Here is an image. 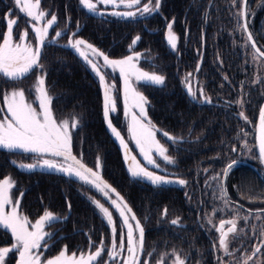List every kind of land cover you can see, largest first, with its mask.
Segmentation results:
<instances>
[{
    "label": "trees",
    "instance_id": "trees-1",
    "mask_svg": "<svg viewBox=\"0 0 264 264\" xmlns=\"http://www.w3.org/2000/svg\"><path fill=\"white\" fill-rule=\"evenodd\" d=\"M92 2L96 3V0ZM127 2L129 0L98 4L99 11L103 13L100 15L88 12L79 0H41L40 9L46 12V19H51L53 14L57 17V23L49 30L42 47L40 64L43 69H34L17 82L6 81L0 76V108L4 109L0 118L7 114L3 103L5 92L10 88L23 89L28 101L35 100L34 85L37 78L44 75L46 90L53 98L51 108L54 117L62 120L75 117L79 121L78 127L71 131L73 154L78 158L82 156L83 163L92 168L99 156L102 178L124 198L144 227L143 251L138 249L139 264H144V261L175 264L176 255L185 264H243L256 245L264 240L259 234L264 226V212L249 211L251 215L247 225L243 219H237V234L230 233L227 237L228 249L233 255H226L217 241L220 234L214 228L210 232L200 230L196 215L187 214L184 206L189 205L190 199L189 193L184 197L186 189V192H177L174 182L155 186L147 180L131 177L124 160V149L111 134L103 116L104 90L99 78L67 46L70 37H78L110 59L138 52L141 53L138 61L141 68L165 76L162 86L138 84L139 92L149 102L147 118L160 130L157 139L175 161L174 164H164L157 158L161 167H152V171L173 181L184 179L188 188L200 187L201 191L204 184L212 179L220 192L218 181L213 177L219 173L222 179L223 170L229 164L240 162L230 169L225 182L228 196L236 198L235 208L227 207L225 212L216 207L214 211L218 218L229 216L236 219L237 213L264 209V167L260 172L256 165L261 163L256 128L264 100V59L247 41V33L237 26L238 20L243 24L242 17L237 15L241 12L242 0L235 4L234 0H161L159 10L145 16L139 15L138 8L148 0H141L140 5H133L131 9L124 6ZM152 3L154 6L155 0ZM261 4L262 0H249L246 11L250 33L264 52V6ZM125 9L137 12V15L127 18L112 14ZM7 19L17 20L13 26L15 42H19L20 35L27 30L29 40L37 45L32 30L34 22L19 10L15 0H0V43L7 32ZM169 23H172V31L177 36L175 50L167 44ZM61 30L64 34L55 37V32ZM137 36L140 40L133 45ZM100 65L106 82L115 85L113 96L117 111L110 113L112 123L128 148L137 153L127 131L122 79L110 68ZM189 73H192L189 82L197 91L198 99L202 88L204 95L211 98V103H199L188 95L185 78ZM238 100L242 103H237ZM240 112L244 113L247 121L239 115ZM161 132H168L176 142L167 141ZM245 140L247 148L244 147ZM233 145L237 147L236 152L230 150ZM31 157V153L0 149V180L10 176L15 181V192L19 196L23 193L20 209L25 216L36 217L48 210L58 217H67L62 223L47 228L56 236L48 241L49 247L43 257L58 255L65 246L69 254L92 253L101 247L102 239L104 248H111L112 226L107 224L88 197L110 207L107 199L75 177L47 169L28 171L17 166L31 163ZM249 157H254L256 163ZM69 203L71 211L68 210ZM211 208L213 210V205ZM112 213L117 246L121 231L125 234L126 246V228L119 215L115 211ZM257 214L260 219H256ZM177 218L179 223L172 225L171 221ZM216 222L213 221V227ZM241 228L245 232H241ZM234 235L240 238L234 240ZM89 237L92 247L89 246ZM14 243L10 231L0 229V248L11 247ZM121 256L125 257L124 254ZM104 257L105 263L110 264L109 257ZM15 259L16 253L12 252L6 261L13 264ZM115 259L116 264H121L118 256ZM257 259L260 261L258 264H264V245L248 264H254Z\"/></svg>",
    "mask_w": 264,
    "mask_h": 264
},
{
    "label": "snow or ice",
    "instance_id": "snow-or-ice-1",
    "mask_svg": "<svg viewBox=\"0 0 264 264\" xmlns=\"http://www.w3.org/2000/svg\"><path fill=\"white\" fill-rule=\"evenodd\" d=\"M236 2H239V0H234V4ZM242 2L245 6L248 5V0H242ZM79 3L88 12L103 15L97 5L115 4V0H96V3H93L92 0H79ZM121 3H124V0H121ZM140 3L141 0H129L124 6L131 9L133 5H140ZM160 3L161 0H155L153 6L152 0H148V3L138 8L139 15L145 16L153 14L159 10ZM40 4L41 0H34V2L32 0H15V5L19 6V10L34 22L32 30L35 33V38L38 43L34 48L31 43L25 42L28 36L27 30L20 35L19 42L14 43L13 26L17 24V20L7 19V32L3 34L2 43H0V76L5 78L6 81H21L34 69H43V66L40 64L42 47L45 45L49 30L57 23V17L53 14L51 19H48L43 26H36V24H39L46 17V12L40 9ZM261 6H264V0H262ZM112 14L132 18L137 15V12L124 11L113 12ZM237 15L246 17L244 11L237 13ZM237 26L247 31L246 22L241 24L238 20ZM167 28V44L171 49L175 50L177 49V36L172 31V23H169ZM63 34V30L56 31L55 37H61ZM75 35L76 33H73V36ZM138 40H140V37H135L132 44L135 45ZM247 41L251 42V47L255 49V52H260V49L256 48L251 33L248 34ZM67 46L73 49L78 54V57L82 58L83 62L90 66L92 72L99 78V83L104 90L103 116L111 134L119 141L121 147L124 149V160L128 164L127 170L131 177L147 180L155 186H162L173 182L185 185L187 182L184 179L173 181L165 175L156 174V172L149 170L147 167L160 168L161 164L157 162V158L164 164H174L175 161L167 155V149L157 139V133L160 130L147 118L146 106L149 102L142 93L137 91L136 87H134V82L143 83L144 86H162L165 83V76L156 74L155 72L150 73L138 67L137 62L141 57V53L138 52H133V54L121 59H110L104 52L83 39H72L70 37ZM255 52L253 53L254 58ZM260 54L264 55V52H260ZM100 58L103 60L104 67H108L112 71H119V75L123 81L124 116L128 119L127 131L131 140L135 142L136 148L139 149L140 155L146 162L145 165H142L136 156L130 154L128 144L125 142L120 131L112 123L110 113L117 111L116 99L113 96L115 85H110L106 82L105 74H102L101 71ZM197 71H199V65H197ZM191 76L192 73H189L185 78L188 95L199 103H211V98L204 95L202 88L199 90L200 98L198 99L197 91L192 89L188 79ZM34 91L36 93V102L38 103L39 111L33 106V103L27 101L25 90L13 88L11 91L4 93L3 103L6 106L7 114L0 118V149H5L9 152L19 150L22 153H31L33 154L31 157L33 160L32 163H21L17 166L28 171L41 168L62 173L70 178L75 177L82 184L90 185L110 200L111 206L115 208L119 217L122 218V223L127 227L126 240L128 256L124 259L123 264H139L138 249L140 252L143 251L144 227L136 218L127 202L124 201V198L102 178V165L99 156L97 157L94 168H92L87 167L83 163L82 156L78 158L73 154L70 129H76L79 121L73 117L71 121L64 119L57 122L51 108L53 98L49 96L46 90L44 75L37 78ZM237 103H242V101L238 100ZM3 112L4 109L0 108V113ZM239 115L247 121V117L244 116L243 112H240ZM160 134L167 141L172 143L176 142V138L172 137L168 132H161ZM258 139L259 156L264 160V106L259 109ZM244 147L247 148L246 140L244 141ZM230 150L236 152V145H233ZM236 163L237 161H233L223 170V177L229 175L230 169ZM213 179L218 181L220 198L224 201L225 205H228L230 201L223 180L221 179V174H216ZM14 186L15 182L11 178L0 180V229L10 231L15 241L10 248H0V264H5V257L12 252H16L19 255L17 264H91V262L97 261L98 258L99 264H105L102 257V249L104 248L103 239L100 242L101 247H98L95 253L89 254L86 257L83 253L79 257H77L76 253L68 255L67 246H65L55 257L42 260L41 249H47L49 247L48 241L56 236V233L46 231V227L51 228L57 223H62L67 217L61 218L54 215L51 211L45 210L35 223H31L28 217L21 214L19 210L23 193L15 201L13 200L11 190ZM110 194H114L115 198H112ZM88 198L106 219L107 224L112 226L111 233L113 239L111 249L107 251V256L109 257V261H115V258L121 254L117 251V247L119 249L125 248V234L121 231L119 236L120 243L117 246L113 213L110 212L109 207H106L99 200L93 197ZM68 210L71 211L70 203L68 204ZM164 214H167V209L164 210ZM250 215L251 213L240 217L237 213L236 219L220 221V225L216 231L220 233L219 247L224 249L226 255H233L228 249V234H237V219H243L245 225H247ZM130 219L135 221V229L139 233L138 239L134 238V229L129 222ZM256 219H260L259 214H257ZM209 222L211 223V220ZM178 223L179 218L171 221L172 225H177ZM225 223L231 225L226 231L224 230ZM253 228L255 229V226ZM240 231L243 232V228ZM259 234L264 236V226L260 229ZM238 238H240L239 235L233 236L234 240ZM262 245H264V240H262ZM89 246H93L90 237ZM260 252L261 248L256 247L253 251V256ZM148 255H151V253ZM249 260H252V256L246 257L243 264H248ZM144 264H148V262L144 261ZM175 264H185V262L180 259L179 255H176Z\"/></svg>",
    "mask_w": 264,
    "mask_h": 264
},
{
    "label": "flooded vegetation",
    "instance_id": "flooded-vegetation-1",
    "mask_svg": "<svg viewBox=\"0 0 264 264\" xmlns=\"http://www.w3.org/2000/svg\"><path fill=\"white\" fill-rule=\"evenodd\" d=\"M245 156H247V154H245ZM253 158L254 157H249V160L251 162L255 161V163H256V160ZM242 162H245V161H242ZM260 162H261V160H260ZM236 164H240V162L236 163ZM256 165H258L260 172H261L263 170L264 164L261 165V163L260 164L256 163ZM177 180H178V178H177ZM185 186L187 188L184 186L182 187V185H180L179 183L174 182V188L177 192L178 191H185V189H186L187 192L185 191L186 194H184V197H186V195L189 193L188 196H189L190 202H189L188 206H184V209L187 210L186 211L187 214L192 213L193 215H196V217L200 223V226H198V228H200V230L202 229V230H207L208 232H210V231H212L213 228L216 230L219 227L221 220L228 221V220L235 219V218H232L229 216L222 217L219 220H217L215 226L213 227L212 226V223H213L212 219H209L206 217L212 211L211 205H214L218 199H221L219 197L220 192L218 190H216V187H214V181L212 179H210V181H207L204 184L205 188L203 189V191H201L200 187L196 188V189L188 188V183H186ZM213 199L215 200L214 202L212 201ZM230 199H232L231 200L232 203L230 202V205H225L223 202V206L220 207L221 209L225 210V212H227V209H228L227 207L233 209V208H235V207H233V205H235L237 203V201L235 200L236 199L235 197L232 196ZM254 210L249 209L248 211L254 212ZM240 214L242 215V212H240ZM204 217H206V218H204ZM209 220H211V223L209 222ZM230 226L231 225L225 223L224 230L226 231L227 228ZM218 234H220V233L218 232ZM229 234H228V236H229ZM211 241H213V244L216 243L213 239ZM217 241H219V238ZM258 246H260V248H262L263 247L262 242L260 244L256 245V247H258ZM251 256H253V253L251 254ZM148 264H151V263L149 262Z\"/></svg>",
    "mask_w": 264,
    "mask_h": 264
},
{
    "label": "rangeland",
    "instance_id": "rangeland-1",
    "mask_svg": "<svg viewBox=\"0 0 264 264\" xmlns=\"http://www.w3.org/2000/svg\"><path fill=\"white\" fill-rule=\"evenodd\" d=\"M242 3L243 2H241V7H242ZM247 10V9H246ZM124 11H129V9H125ZM131 11V10H130ZM46 21H47V19H46V17H45V19L43 20V21H41L39 24H36V26H38V27H40V26H43L45 23H46ZM73 39H80V38H78V37H75V38H73ZM32 39H30L29 40V38L28 37H26V39H25V42L26 43H31L32 45H33V47L35 48V42H33V41H31ZM14 41V40H13ZM36 42H37V40H36ZM87 42V41H86ZM14 43H15V41H14ZM131 55V54H130ZM122 58H124V57H122ZM254 58V57H253ZM117 59H121V58H117ZM257 59V58H256ZM138 63V62H137ZM100 64H103V60H102V58H100ZM264 65V64H263ZM138 67H140L139 65H138ZM141 68V67H140ZM142 70H144L143 68H141ZM144 71H147V70H144ZM112 72H114V73H116V74H119V71L117 70V71H112ZM148 72H150V71H148ZM152 72V71H151ZM150 72V73H151ZM157 74V73H156ZM123 82V81H122ZM138 84H140V83H136V82H134V87H136V89H137V91H139L138 90ZM13 88H10V90L9 91H11ZM18 89V88H17ZM122 93H123V87H122ZM140 93H142V92H140ZM27 99V98H26ZM28 101V100H27ZM28 102H30V103H33V106L34 107H36L37 108V111H39V107H38V105H36L35 103H37L36 102V99L35 100H32V101H28ZM5 109H6V107H5ZM5 115H6V113H5ZM4 116V115H3ZM56 120H57V122H59V121H62V119H57L56 117H54ZM66 119H68L69 121H71V119H69V118H66ZM64 120V119H63ZM70 131H72V129H70ZM134 142V141H133ZM134 146L136 147V145H135V142H134ZM130 150V154L131 155H134V156H136V158H137V160L138 161H140L141 162V164L142 165H145L146 164V162L144 161V159H143V157L140 155V153H139V149L138 148H136V151H137V153H135L134 152V150H131V149H129ZM244 153L245 154H247V156H249L248 155V153L246 152V151H244ZM33 155V154H32ZM33 162V160L31 161V163ZM148 168H149V170H151L152 171V166H147ZM38 169H41V168H38ZM43 170H46V169H43ZM48 170V169H47ZM5 178H11L10 176H6V177H4L3 179H5ZM11 180L12 181H14L12 178H11ZM222 180H223V183H224V186H225V182H226V177H223L222 178ZM15 182V181H14ZM16 187H17V184H15V186H14V188L11 190V195H12V197H13V200L15 201V199L16 198H18V197H20L16 192H15V189H16ZM225 188H226V186H225ZM111 195V197L112 198H115V195L114 194H110ZM220 197V196H219ZM228 198H229V200H230V202H231V200L232 199H230V197L228 196ZM107 199V198H106ZM107 202H109V205H111L110 204V200H108L107 199ZM223 200L222 199H218L217 201H216V203L213 205V210L211 211V213L210 214H208L206 217L207 218H209V219H212L213 221L214 220H219L220 218H218V215L217 214H214V211L216 210V207H222L223 206ZM232 203V202H231ZM104 204V203H103ZM105 205V204H104ZM228 205H230V203L228 204ZM106 207H109V206H107V205H105ZM19 210H20V212H21V209H20V206H19ZM109 210H110V212H113V211H115L117 214H118V212L115 210V208L113 207V206H110L109 207ZM240 211V210H239ZM255 211H262V212H264V209H259V210H254V212ZM250 212L249 211H247V213H245V212H242V215L240 214L239 216L240 217H243L244 215L246 216L247 214H249ZM21 214H23L22 212H21ZM24 215V214H23ZM42 214H40V215H37L36 217H34V216H28L27 215V217H28V219H29V221L31 222V223H35V221L41 216ZM114 215V214H113ZM119 215V214H118ZM219 216L220 217H222V215L221 214H219ZM206 217H204V218H206ZM218 218V219H217ZM114 219V218H113ZM250 219V218H249ZM121 220H122V218H121ZM131 224H132V226H133V229H134V238H137L138 239V237H139V233H138V230H136L135 229V222L134 221H132L131 219H130V221H129ZM125 226V225H124ZM125 228H126V232H127V227L125 226ZM46 231H48L47 230V227H46V229H45ZM243 231L245 232V229H243ZM50 232V231H49ZM263 238H264V236H263ZM14 239V238H13ZM10 248V247H9ZM111 248H103L102 249V257H103V260L105 259V255H107V251H109ZM117 249L119 250V252L121 253L118 257H119V262L121 263V264H123V261H124V259L128 256V254H126V252H127V242H126V246H125V248L124 249H119V247H117ZM97 250V249H96ZM96 250H94L92 253H87V252H83V254L85 255V257L87 256V255H89V254H93V253H95V251ZM45 251H46V249H41V254H42V260L43 259H47V258H44L43 257V255L45 254ZM16 253V252H15ZM11 253H9V255H10ZM68 255H71V254H69V253H67ZM124 254V256L125 257H123V256H121V255H123ZM8 255V256H9ZM77 255V257H79L80 255H81V253H78V254H76ZM8 256H6L5 257V264H8L7 263V257ZM56 256V255H55ZM55 256H50V258H53V257H55ZM256 256V255H255ZM252 257H254V256H252ZM18 259H19V255H18V253H16V259H15V262L13 263V264H17V262H18ZM104 262H105V260H104ZM109 262H111L110 264H116L117 263V260L115 259V261H109ZM260 261H259V259H257V262H255L254 264H258ZM91 264H99V258H98V260L97 261H94V262H91ZM106 264V263H105Z\"/></svg>",
    "mask_w": 264,
    "mask_h": 264
},
{
    "label": "water",
    "instance_id": "water-1",
    "mask_svg": "<svg viewBox=\"0 0 264 264\" xmlns=\"http://www.w3.org/2000/svg\"><path fill=\"white\" fill-rule=\"evenodd\" d=\"M248 2H249V0H248ZM246 9H247V6H245L243 3H242V7H241V11H244L245 12V14H246V17H242V22L243 23H247V31H245V33H247V35L250 33V30H249V26H248V22H247V11H246ZM251 35H252V33H251ZM252 37H253V35H252ZM253 40H254V37H253ZM255 41V40H254ZM250 44H251V42H250ZM255 44H256V42H255ZM256 48H258V49H260V52H263L262 50H261V48L259 47V45L258 44H256ZM255 50V49H254ZM260 52H256V54H259L263 59H264V55H261L260 54ZM262 106H264V100H263V102H262V104H261V107ZM257 128H256V130H257V134H256V141H257V152H258V154H259V139H258V137H259V113H258V117H257ZM259 158H260V156H259ZM260 160H261V163H263L264 164V160H262L261 158H260ZM258 247H260V246H258Z\"/></svg>",
    "mask_w": 264,
    "mask_h": 264
}]
</instances>
